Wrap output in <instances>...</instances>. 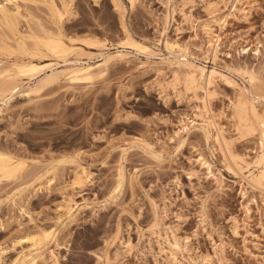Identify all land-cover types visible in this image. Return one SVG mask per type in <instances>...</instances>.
I'll return each mask as SVG.
<instances>
[{
	"label": "rangeland",
	"instance_id": "1",
	"mask_svg": "<svg viewBox=\"0 0 264 264\" xmlns=\"http://www.w3.org/2000/svg\"><path fill=\"white\" fill-rule=\"evenodd\" d=\"M120 1L126 29L150 44L152 56L133 53L136 59L112 63L92 85L72 88L62 81L38 98L16 96L0 114V149L24 158L27 171L35 161L45 166L70 157L87 177L81 187H72L74 167L60 166L48 189L30 196L29 203L24 200L25 214L3 203L0 260L8 263L18 256V237L55 225L71 198L77 205L74 217L55 226L59 249L55 242L48 248L59 264H102L104 242L116 229L120 242L107 252L113 256L118 248L120 255L111 264H264V194L247 189L226 169L211 140L214 132L202 122H211L233 141L234 154L246 160L255 156L256 138H238L230 106L240 89L250 94L240 72H252L264 83V0H138L134 8ZM212 7L219 10L221 30L209 14ZM72 9L63 23L66 36L109 44L122 38L111 0H74ZM37 11L32 10L43 19ZM200 24L211 25L219 36L214 54L206 51L203 28L195 30ZM165 41L216 75L195 91L164 89L175 70ZM207 91L213 93L210 98ZM254 102L263 112L264 99ZM187 123L180 146L178 132ZM118 173L127 182L115 191ZM17 183H1L0 197ZM155 216L159 228L152 230ZM173 237L182 246L175 256L168 246ZM128 246L132 250L126 253Z\"/></svg>",
	"mask_w": 264,
	"mask_h": 264
},
{
	"label": "bare ground",
	"instance_id": "2",
	"mask_svg": "<svg viewBox=\"0 0 264 264\" xmlns=\"http://www.w3.org/2000/svg\"><path fill=\"white\" fill-rule=\"evenodd\" d=\"M241 1L236 0V3ZM73 2L74 0H0V114L4 109H8V102L16 96L38 98L43 91L62 81L72 88L79 85H92L104 78L112 63L127 62L130 58L136 59L133 53L142 54L145 57L153 55L150 44L146 40L134 39L126 29L123 21L125 9L120 0H111L112 7L119 16L122 34V38L116 43L109 44L105 40L93 37L66 36L63 23L73 15ZM127 2L131 8H134L138 0H127ZM34 9L45 15L43 19L33 13ZM209 9H211L209 14L216 18L213 23L221 30L222 24L217 21L219 10L215 7ZM200 27L203 28V34L206 37L204 42L206 51L214 54L217 51L219 36L214 34L211 25L200 24L195 27V30ZM164 47L174 56L170 65L175 67L172 80L165 83L164 89L172 88L176 91V88L180 87L186 92L195 91L201 83L209 82L211 75H216L215 72H210L208 75L205 67L188 61L186 50L177 44L165 41ZM91 50L97 51V54H93ZM2 56L6 59L3 60ZM92 60L95 61L90 62ZM239 75L247 79L251 90L250 94L239 90L237 98L230 106L231 120L238 138H256L255 156L246 160L244 156L234 154L233 141L226 139L222 131L211 122L205 119L202 122L214 132H212L211 140L220 153L226 169L238 177L247 189L264 194V111L258 110L254 102L264 99V83L252 72H240ZM212 95L213 93L206 92L207 98ZM1 105L5 107L2 108ZM203 108L206 109L205 102ZM190 124L194 125L195 122L191 121ZM184 133H188V123L182 125L178 132L181 138L180 146L184 142L182 138ZM202 161L203 166L212 174V165L204 159ZM64 165L74 167L70 181L72 187H81L85 184L87 177L84 168L76 165L70 157L56 159L52 164L45 166L35 161L32 168L30 166L31 169L27 171L29 167L24 158L16 157L0 149V185L3 182L17 183L16 181L19 180L11 191L4 194V199L0 197V206L7 202L10 209L15 210L19 215L25 214V204L29 203L30 196L48 189L56 178L58 167ZM125 180L118 173L114 190L119 189ZM76 210L77 205L73 199H67L56 216L55 225L38 227L18 237L14 241V246L20 248L18 256L10 262L8 260V263L0 260V264H59L57 253L55 254L54 249L48 250V248L52 242H55L56 248L59 247L55 226L62 223L63 219L71 221ZM232 223L233 229L237 230L238 225L234 218ZM158 228V218L155 216L150 229ZM119 242L120 231L116 229L113 235L109 236V241L104 242L106 250L98 261L101 260L102 264H111L117 260L120 255L119 249L115 250L113 256L107 252V249ZM168 246L172 256L182 252V246L175 237L173 242H168ZM131 250L132 248L128 246L125 252Z\"/></svg>",
	"mask_w": 264,
	"mask_h": 264
}]
</instances>
